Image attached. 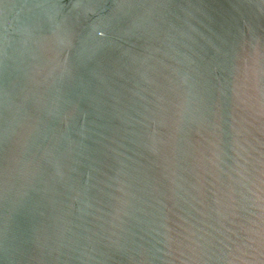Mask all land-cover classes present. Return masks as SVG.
I'll return each mask as SVG.
<instances>
[{
	"label": "water",
	"instance_id": "water-1",
	"mask_svg": "<svg viewBox=\"0 0 264 264\" xmlns=\"http://www.w3.org/2000/svg\"><path fill=\"white\" fill-rule=\"evenodd\" d=\"M0 264H264V0H0Z\"/></svg>",
	"mask_w": 264,
	"mask_h": 264
}]
</instances>
